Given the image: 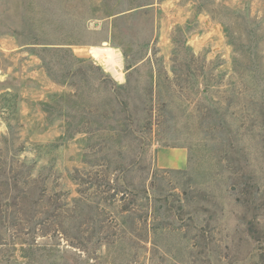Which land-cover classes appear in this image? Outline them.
Returning <instances> with one entry per match:
<instances>
[{
    "label": "rangeland",
    "instance_id": "1",
    "mask_svg": "<svg viewBox=\"0 0 264 264\" xmlns=\"http://www.w3.org/2000/svg\"><path fill=\"white\" fill-rule=\"evenodd\" d=\"M0 264H264V0H0Z\"/></svg>",
    "mask_w": 264,
    "mask_h": 264
},
{
    "label": "bare ground",
    "instance_id": "2",
    "mask_svg": "<svg viewBox=\"0 0 264 264\" xmlns=\"http://www.w3.org/2000/svg\"><path fill=\"white\" fill-rule=\"evenodd\" d=\"M92 54L95 58L100 60L113 75L118 78L123 77L120 72L122 59L118 50L104 44L102 46L93 47Z\"/></svg>",
    "mask_w": 264,
    "mask_h": 264
}]
</instances>
